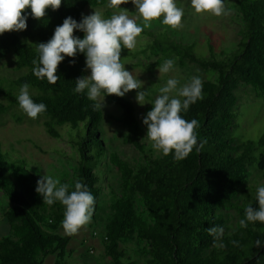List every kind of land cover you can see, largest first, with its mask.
Returning <instances> with one entry per match:
<instances>
[{"label": "trees", "instance_id": "1", "mask_svg": "<svg viewBox=\"0 0 264 264\" xmlns=\"http://www.w3.org/2000/svg\"><path fill=\"white\" fill-rule=\"evenodd\" d=\"M106 3L107 0H62L61 7L55 11L48 9L42 20L34 19L27 9L26 30L0 35V59L12 55L14 68L25 70L7 84L12 88L28 83L36 90L30 96L35 103L46 105V111L39 115L44 117L46 134L61 139L60 128H64L78 153L75 179H62L60 183L68 184L69 192L75 190L77 180L87 186L95 199V219L102 209L97 185L101 179L93 169L107 156L119 172L120 191L111 194L102 239L110 264H137L125 246L132 239L144 244V264H264V223L247 222V228L239 225L246 218L247 206L258 208L257 192L235 204L239 220L221 238L224 248L214 247V237L208 233L214 226L225 229V221L216 211L232 205L238 187L248 180L250 168H256L264 177V129L256 140L239 143L231 137L234 91L239 83L251 85L256 97L264 99V0H237L243 34L226 60L217 59L211 47L209 58H202L192 44L161 38L146 30L141 34L151 37L149 43L134 52L122 49L121 59L145 53L156 57L152 63L138 64L147 70L174 56L181 66L194 63L214 73L202 81L203 99L181 112L184 119L198 121V144L204 142L201 151L194 148L181 161H175L173 154L152 157L141 141L142 128L133 102L125 96H105L108 103L120 108L119 115L109 117L126 129L124 141L143 155L144 162L136 167L115 151L106 153L99 137L103 110H93L94 102L87 98V90L74 91L76 79L86 75L84 53L65 57L58 66L60 78L55 84L33 74L32 61L39 60L38 43L47 42L66 17L80 22L85 7ZM74 35L84 37L80 30H74ZM3 82L0 79V93L7 104L0 103V114L10 106L19 107L18 96L5 89ZM145 97L149 100L147 114L154 100L147 94ZM33 169L39 170L25 156L3 149L0 144V191L11 203L3 213L0 264H45L51 256L55 258L53 264H76L66 261V255L72 252V236L62 233L65 206L59 201L51 206L43 203L42 196L35 191L41 177ZM256 240L261 241L260 246H256Z\"/></svg>", "mask_w": 264, "mask_h": 264}, {"label": "clouds", "instance_id": "2", "mask_svg": "<svg viewBox=\"0 0 264 264\" xmlns=\"http://www.w3.org/2000/svg\"><path fill=\"white\" fill-rule=\"evenodd\" d=\"M127 3L129 0H108L107 6L118 10L110 18H105L96 10L83 16L80 22L71 16L66 17L47 42L37 44L39 60L32 61L35 65L33 74L38 79L46 78L48 83L55 84L60 78L57 75L58 66L65 57L74 58L78 53H84L85 67L90 69V75L77 78L74 91L84 93L87 90V98L94 102V111L103 110L106 106V95L123 97L131 90L136 91V101L144 105L146 90L142 89L145 82L126 70L125 64L121 62L122 49H135L137 38L144 29L150 28L152 22L161 17L164 25L174 30L180 29L184 11L175 0H131L137 17L130 18L128 9L121 7ZM61 4L62 0H0V35L26 30L27 9L31 10L30 15L34 19L42 20L48 9L58 10ZM191 5L196 13L207 12L217 17L229 14L223 0H191ZM137 19H142V26L137 23ZM74 30L82 31L84 37L75 36ZM174 63V59L165 60L158 67L159 77L174 71ZM29 87L28 83H24L17 99L23 112L35 120L46 111V105L33 101ZM202 88V80L198 76L191 77L190 82L183 85L172 77L159 88V95L151 103V110L143 117L148 141L158 153L164 156L173 154L175 161H181L194 148L197 152L202 150L204 142L198 144L196 134L198 121H188L181 116V112H186L191 104L203 99ZM35 191L42 196L43 203L51 206L59 201L65 206L62 227L66 235H76L90 223L95 199L79 180L75 182V190L69 192L68 184H61L58 178L43 175L37 181ZM256 199L258 208L251 205L246 207V218L239 221L240 227L247 228V222L264 223V186L258 187ZM208 233L214 237V247H225L221 242L223 227H210ZM255 244L260 246L261 241L256 240Z\"/></svg>", "mask_w": 264, "mask_h": 264}, {"label": "rangeland", "instance_id": "3", "mask_svg": "<svg viewBox=\"0 0 264 264\" xmlns=\"http://www.w3.org/2000/svg\"><path fill=\"white\" fill-rule=\"evenodd\" d=\"M175 2L184 11L180 29L174 30L164 25L161 17L153 21L150 28L144 30L161 38H173L179 42L192 44L194 52L202 58H209V47L212 48L214 56L220 60H226L230 53L236 50L243 34V21L238 11L237 0H223L229 14L220 17L207 12L196 13L191 5V0H175ZM107 5L108 0L103 6H87L82 11V16L90 15L96 10L101 12L105 18H110L118 10L111 9ZM121 7L128 9L130 18L137 17L136 8L131 0H129V3L121 5ZM137 23L142 26V19H137ZM150 41L151 37L147 34H141L137 38L135 49L131 52L139 50L141 46ZM168 59H174V71L160 77L159 66L147 70L145 67L138 65L139 63L149 64L156 60V57L149 55V53L134 57L131 55L125 56L121 59V62L125 64L126 70L145 82L142 90H146V94L153 100L159 95V88L164 86L169 78L175 77L180 81V85H183L189 83L193 76H198L203 81L214 74L211 70H204L194 63H186L181 66L174 56ZM24 71L14 68L12 55L0 59V79L4 81L2 85L5 89H11L16 96L19 95L21 87L10 88L7 82L15 79ZM86 75H90V69H86ZM234 92L236 103L233 107L235 117L231 127V137L239 143L256 140L264 129V99L257 98L252 86L242 82L239 83ZM31 93H36V90L29 87V94ZM124 96L130 99L135 106L136 117L142 128L141 141L151 151L152 157L161 156L162 153H158L151 147L146 136L147 126L143 124V117L146 115L145 108L148 106L149 100L145 97L146 103L141 106L136 101V91L133 90ZM105 102L103 119L99 125V137L105 146L106 153L115 151L120 158L136 167L144 162L143 155L132 144L124 141L126 129L109 117V115H119L120 108L108 103L106 99ZM0 103L7 104L1 93ZM43 120L44 117L42 116H38L37 119L33 120L24 114L19 107L10 106L6 112L0 114V144L2 148L17 151L33 165H37L39 170L33 169L36 171V176L50 175L60 181L62 179L66 181L74 180L79 157L76 149L67 137L64 128H60L63 134L61 139L48 136L43 127ZM93 170L100 173L101 181L97 185L100 187L102 209L99 210L95 219L91 217L90 223L81 228L78 234L72 235L69 242L72 252L66 255V261L69 263H111L102 244V239L105 234L104 227L106 215L109 212L111 194L112 192L118 194L120 191V175L117 169L111 165L107 156ZM260 186H264V177L256 168L251 167L248 180L244 185L238 187L232 205H227L216 211L225 221L224 233L230 232L239 220L235 204L242 203L249 195H254ZM10 204L9 199L0 191V237L4 233L3 213ZM62 233H65L64 230H62ZM143 245L135 239L125 244L129 249V255L137 264H144ZM54 260V256H51L45 260V264H53Z\"/></svg>", "mask_w": 264, "mask_h": 264}]
</instances>
